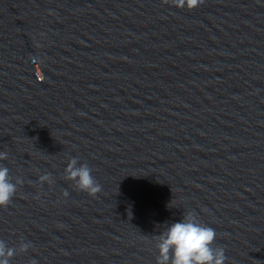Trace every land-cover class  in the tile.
<instances>
[{"label":"clouds","instance_id":"clouds-1","mask_svg":"<svg viewBox=\"0 0 264 264\" xmlns=\"http://www.w3.org/2000/svg\"><path fill=\"white\" fill-rule=\"evenodd\" d=\"M163 4H171L178 9L192 11L205 3V0H162ZM8 158L7 151L0 152V161ZM93 169L85 163H79L78 157L69 158L64 170V179L72 181L76 190L85 192L91 197L102 191V186L92 175ZM14 181V182H13ZM41 184L54 183L50 174L39 176ZM23 184L19 177L13 178L7 167L0 165V208H7L18 191V186ZM67 197L69 193H62ZM217 238L216 231L202 223L197 214L187 211L179 222L167 226L159 235H156L155 247L158 251L156 264H225L228 259L225 249L214 246ZM31 243L21 242L17 247H9L4 240H0V264H10L11 259L28 251ZM36 264V261H31Z\"/></svg>","mask_w":264,"mask_h":264}]
</instances>
